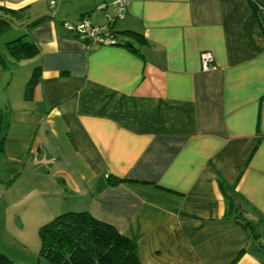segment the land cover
Masks as SVG:
<instances>
[{
	"label": "crops",
	"instance_id": "0c3cea01",
	"mask_svg": "<svg viewBox=\"0 0 264 264\" xmlns=\"http://www.w3.org/2000/svg\"><path fill=\"white\" fill-rule=\"evenodd\" d=\"M117 1L126 4L113 24L118 45L88 50L62 27L104 25ZM0 8L20 10L0 17L40 53L18 62L37 68L32 83L33 70L0 93V243L20 227L7 211L26 188L57 208L52 219L87 212L115 228L139 264H264V0ZM203 53L214 70L201 69ZM220 181L259 218L257 241L225 217Z\"/></svg>",
	"mask_w": 264,
	"mask_h": 264
},
{
	"label": "trees",
	"instance_id": "16d2710c",
	"mask_svg": "<svg viewBox=\"0 0 264 264\" xmlns=\"http://www.w3.org/2000/svg\"><path fill=\"white\" fill-rule=\"evenodd\" d=\"M0 13L7 16H19L20 10L0 8ZM117 20L113 18L102 25L110 28L114 40L112 45H118L116 32L113 30V24ZM9 26L12 27L9 21L0 17V32ZM79 41L89 46L88 50L93 46L89 45L86 39ZM5 47L9 58L16 62L33 60L40 54L34 40L27 33L6 42ZM36 71L37 68L33 70V78L29 80V85L32 83ZM3 125L4 113L1 112L0 153L3 151L5 141ZM119 182L120 180L113 179L108 180L107 184L114 186ZM219 187L228 201L225 217H231L232 221L242 227L252 240L257 241L260 237L259 218L254 219L252 216L248 218L247 214L251 211L246 203L221 181ZM38 236L39 258L51 264H139L135 243L119 234L112 226L95 220L87 212L59 214L39 227ZM0 264L13 263L0 252Z\"/></svg>",
	"mask_w": 264,
	"mask_h": 264
},
{
	"label": "rangeland",
	"instance_id": "374dc122",
	"mask_svg": "<svg viewBox=\"0 0 264 264\" xmlns=\"http://www.w3.org/2000/svg\"><path fill=\"white\" fill-rule=\"evenodd\" d=\"M16 30L17 28L9 26L0 32V93L4 91L6 84L10 80L21 82V80L25 79L24 81L27 83L33 70V66L28 65L29 63L19 64L8 56L5 43L22 35ZM25 189L21 191L22 195L20 197L17 196L12 201L14 204L10 202L11 208L7 211V215L11 219L13 217L22 218L20 227L9 226L10 236L2 238L0 252L5 254L13 264H51L39 258L40 242L38 230L41 225L51 221L58 210H56L57 208L53 210H48L46 207L43 208L39 204V202H42L39 197L41 195L38 192L34 194L24 192ZM36 204L40 208H36ZM52 204H54V201H52ZM14 221L16 222V220ZM12 223L14 225V222Z\"/></svg>",
	"mask_w": 264,
	"mask_h": 264
},
{
	"label": "built area",
	"instance_id": "2783aa9c",
	"mask_svg": "<svg viewBox=\"0 0 264 264\" xmlns=\"http://www.w3.org/2000/svg\"><path fill=\"white\" fill-rule=\"evenodd\" d=\"M115 6V16L116 19H122L126 12V4L123 1H117ZM103 6L99 7L102 9ZM113 18H109L111 21ZM62 27L64 30L72 35L73 37L84 40L86 39L89 45L98 46H111L113 44V38L110 32V28L102 25H94L83 20L78 24L63 23ZM201 69L203 71H210L215 69L214 60L211 54L203 53L200 57Z\"/></svg>",
	"mask_w": 264,
	"mask_h": 264
}]
</instances>
